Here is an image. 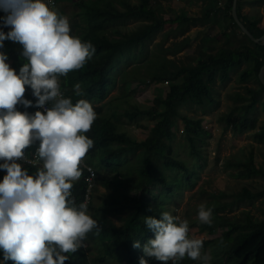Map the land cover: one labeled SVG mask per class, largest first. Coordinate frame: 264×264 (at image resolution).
Instances as JSON below:
<instances>
[{
    "label": "trees",
    "instance_id": "16d2710c",
    "mask_svg": "<svg viewBox=\"0 0 264 264\" xmlns=\"http://www.w3.org/2000/svg\"><path fill=\"white\" fill-rule=\"evenodd\" d=\"M208 1L200 15L183 14L172 17L165 16L164 6L155 5L153 0L127 3L124 10L111 2L102 5V0L90 3L87 10L88 22L92 24L95 32L90 35L85 34L80 39L82 42L90 41L96 48V53L81 69L70 72L67 77L59 78L61 90L65 92L66 98L72 100L73 105L81 99L90 102L97 114L91 130L84 133L93 140V148L85 157L97 160L94 167L97 179L101 183L107 180L102 169H117L119 165L125 163L129 153L139 155L142 163L135 182L128 183L130 178L127 184H124L123 180L119 181L121 192L105 198L102 207H92L90 203L89 210L93 209V211L89 214L101 228L98 235L95 234V230L87 234L86 242L90 243L94 252L89 255L84 250L85 247L78 249L70 255V259L66 260L65 264H105L110 260H115L119 264H139L140 257L143 255V245L149 239L155 238V233L147 228L143 217L151 216L159 219L165 211V203L170 198L176 194L181 195L186 188L195 187L198 174L207 163V156L203 153L202 146L207 145L211 134L203 125L202 117L195 118L183 114L180 110L181 106L187 104H195L203 108L216 106L219 103L216 96V83L218 81L222 84L230 82L232 73L239 72L248 62L253 63V68L241 73L238 79L240 82H246L254 76L258 87H246L249 101L242 106L244 110L232 111L223 119L234 133L255 130L253 133L255 141L264 143V126H258L259 120L253 115L258 103H261L264 108V85L255 74V71L264 64V44L252 41L236 24L231 14L234 0ZM44 2L48 5L47 0ZM237 12L254 36L264 35V28L242 12L240 0L237 2ZM4 17L5 15L0 16V31L7 34L11 28L4 26ZM119 19L148 21L150 25L125 31L121 35L112 37L99 32L102 26L119 21ZM221 21L225 22L226 39L220 46L212 45L216 37L205 35L197 46L196 62L173 64V69L163 67L153 75L154 80L165 79L169 83V89L165 95L154 98L153 107L143 108L133 105L123 111L131 121L142 115L158 119L153 137L138 140L127 132L119 130L118 123L112 117L103 115L102 102L108 98L117 85L116 72H107L108 68L115 70L122 62L130 64L140 59L139 55L146 54L148 44L164 30L169 22L175 26L174 35L177 32L184 35L193 26H204ZM14 46L17 49L14 50ZM4 47L3 50L12 55L16 69L20 70L25 63H28L21 54L22 45L5 40ZM77 83L81 85L83 95L75 94L74 86ZM32 109L33 106L25 108L23 105H17V111L22 113L30 114ZM179 119L184 124L183 132L190 153L198 160H203L192 167L174 156L175 131L173 128ZM37 145H39L38 141L26 151L33 150ZM111 159L115 162L110 161ZM2 163L4 161L0 160V164ZM159 163L166 169L181 171L183 177L178 181L168 180ZM224 165L228 169H239L241 175L264 178V166L256 161L253 151H250L245 160L227 158ZM22 167L33 177L38 170L43 169L40 166L24 164ZM81 169L82 175L78 181L73 182L72 188V196L77 206L82 203L86 189V169L83 165ZM6 174V170L0 169V182ZM126 185L128 189H125ZM234 197L236 202L255 201L264 197V187L255 191L244 187L235 193ZM216 210L219 214L220 207H216ZM113 216H118L122 220L121 224H117ZM219 218L224 220L217 226L223 229L221 236L227 243L223 249L228 260L227 264H264V220L251 216L248 210H243L236 219L222 216ZM227 227L229 229H226ZM211 232L213 233L214 230L212 229ZM137 240L141 248L132 247L133 242ZM146 259H148V264H160L154 258L146 257ZM188 262L189 259L185 257L180 264ZM0 264H15V262L4 261V253L0 250Z\"/></svg>",
    "mask_w": 264,
    "mask_h": 264
},
{
    "label": "clouds",
    "instance_id": "9594fccd",
    "mask_svg": "<svg viewBox=\"0 0 264 264\" xmlns=\"http://www.w3.org/2000/svg\"><path fill=\"white\" fill-rule=\"evenodd\" d=\"M7 15L0 31V48L5 40L22 45L28 63L17 75L0 52V169L7 174L0 182V250L4 261L15 264H65L70 255L86 247L87 234L101 228L89 214L87 203L76 205L71 189L82 175L81 165L93 140L89 132L97 114L90 102L79 100L73 105L61 92L60 77L81 69L96 53L89 42L70 35L66 16L50 10L44 0H0ZM36 97L25 98L26 87ZM77 96L81 85L74 86ZM51 103V107H45ZM43 109L34 115L17 111V105ZM39 142L37 155L43 169L35 177L22 167L30 163L25 150ZM152 210L151 208L149 209ZM201 224L211 225L213 209L201 204ZM144 223L155 233L142 248L139 264L147 258L180 264L185 257L209 264L203 241L189 237V222L169 212L160 218L146 217ZM133 248H141L134 241ZM68 254V255H66Z\"/></svg>",
    "mask_w": 264,
    "mask_h": 264
},
{
    "label": "rangeland",
    "instance_id": "374dc122",
    "mask_svg": "<svg viewBox=\"0 0 264 264\" xmlns=\"http://www.w3.org/2000/svg\"><path fill=\"white\" fill-rule=\"evenodd\" d=\"M64 1V0H61ZM108 1V0H107ZM261 9L264 1L259 0ZM115 4H114V3ZM112 4L121 10L125 9L127 3H138L139 0H113ZM155 5L164 6V13L167 17L179 16L183 14H201L204 7V0H153ZM66 3H60V7H65ZM59 14V13H58ZM6 16V14H5ZM148 21L135 22V20L119 19L108 23L105 28L106 35L112 37L121 35L125 31H131L138 27H148ZM172 42V23L165 25L156 38L148 44L146 54H140L138 60L130 64L120 63L115 70L108 68L107 72H116L117 85L111 91L103 104V115L110 116L119 125V130L127 132L138 140H145L153 137L158 119L142 115L136 120H129L123 113L124 110L138 105L143 108L153 107V100L156 96H164L169 89V83L165 79L154 80L153 75L163 67L173 69V64L181 65L196 62L197 49L189 46L186 53L179 54L173 51ZM177 46V45H176ZM181 46V45H180ZM139 54V53H138ZM12 56V55H11ZM117 70V71H116ZM180 80V79H179ZM238 72L232 73V79L226 84L219 81L216 83V96L219 103L216 106L201 107L195 104L181 106L183 114L203 118V125L210 132L207 145L202 146L203 153L207 156V163L200 170L194 188H186L181 195H174L165 203V211L174 216H179L181 220L189 222V237L200 238L203 241V252L210 257L209 264H227L223 249L226 240L221 236L223 229L217 225L224 222L219 216L236 219L243 210H248L250 215L264 220V197L255 201L242 200L236 202L234 194L241 191L244 187L255 191L264 187V178L260 176H245L239 173V169L226 168L224 162L227 158L234 160H245L250 151H253L255 159L264 166V143L255 141L254 130L244 133H234L227 127L223 117L232 111L241 112L242 106L248 101L246 86L240 84ZM248 87V86H247ZM242 96L240 98V96ZM258 113V112H257ZM256 111L253 115L258 116ZM183 122L177 120L174 126L175 137L173 140L174 156L184 160L188 166L201 163L189 150L183 132ZM142 157V156H141ZM139 155L129 153L125 163L117 169H102L106 181L101 183L96 180V187L93 190L91 204L102 207L109 195L119 194L121 184L135 182L138 177V170L141 166ZM84 161L93 166L97 160L92 157H85ZM110 161L115 162L114 159ZM160 167L168 180L178 181L183 177V173L178 170L166 169L162 164ZM130 170V171H129ZM135 179V180H133ZM127 187V185H126ZM160 188V186H159ZM125 189H128L125 188ZM201 204L213 209V222L206 225L198 220V209ZM216 207H220L217 214ZM89 210V213L92 212ZM126 215V214H122ZM117 224L122 220L118 216H113ZM143 218H146L145 216ZM212 229L214 232L212 233ZM226 229H229L228 227ZM86 244V253L89 255L94 252L90 243ZM188 258V257H187ZM187 264H200L199 261L191 260ZM165 264V262H159ZM172 264L168 261L167 264ZM105 264H119L115 260L107 261Z\"/></svg>",
    "mask_w": 264,
    "mask_h": 264
},
{
    "label": "crops",
    "instance_id": "0c3cea01",
    "mask_svg": "<svg viewBox=\"0 0 264 264\" xmlns=\"http://www.w3.org/2000/svg\"><path fill=\"white\" fill-rule=\"evenodd\" d=\"M92 1H95V0H64V1L56 0V7L53 11H56L57 13H59L60 16L68 17L70 27H71L70 35L80 38V37H83L85 34L90 35L95 32L92 24L88 22V12H87V10L89 9V5ZM106 2L112 3L113 0H108V1L102 0V5H104ZM208 2H209L208 0L204 2V7L206 6V3ZM240 2H241L242 12L245 15H247L251 20L256 21L261 27L264 28V6L262 7L263 9L260 8L258 4L260 3V1L259 0H240ZM60 3H66L65 7H60ZM0 14L5 15L6 13L2 9H0ZM135 22H140V20H135ZM106 27H107V24L105 26H102L99 29V32L102 34H106L105 32ZM174 28L175 26L172 23V42L175 43L173 51L179 54L186 53L188 50V47L191 45L193 46L194 49H197L198 44L201 42L202 38L205 35H210L212 37L217 38L212 44L215 46H220L226 39L224 35V31H225L224 21H221L219 23H209V24H205L204 26L202 25L193 26L184 35L178 34V32L176 35H174ZM5 46H8V45H5ZM15 49H17L16 46H14V50ZM11 58L13 61L14 59L12 56ZM252 68H253L252 62L246 63L242 67V69L238 72V77L241 73L248 72ZM16 74L17 75L19 74L18 69H16ZM255 74H256V77H258V69L255 71ZM241 83H240L241 85L246 86V87L247 86L255 87V88L258 87V83L255 80L254 76L250 78L249 80H247L246 82H241ZM255 111L256 113L258 112L257 113L258 116H256L259 120L258 126H264V108L261 103L257 104V108Z\"/></svg>",
    "mask_w": 264,
    "mask_h": 264
},
{
    "label": "built area",
    "instance_id": "2783aa9c",
    "mask_svg": "<svg viewBox=\"0 0 264 264\" xmlns=\"http://www.w3.org/2000/svg\"><path fill=\"white\" fill-rule=\"evenodd\" d=\"M48 6H49L50 10H54L55 7H56V0H49L48 1ZM0 16L3 17V14H0ZM0 52H3V53H5L8 56V59L5 62L8 63L10 68L15 70V72H16V68H15V66L13 64L12 58L10 56V53L4 51L3 48H0ZM25 87H26L25 98H27L29 100H32L33 101V105H35V101H36L37 98L32 95V89L29 86H25ZM61 92L63 94V97L66 98L65 92L62 91V90H61ZM51 106L52 105L50 103L49 105H46L45 107H51ZM36 111H43V109H40V108H37V107L33 106V109L30 112V115H34ZM38 146L39 145H37L33 150H31L29 152H27L25 150V155L27 156V158L30 161V163H25L24 161H21L22 164L28 165V166H34V167H39L40 166V167L43 168V161L40 160L38 155H37ZM82 165L86 169V176H85L86 189H85L84 198L82 200V203L86 202L87 205H88V209H89V205H90L91 200H92L93 190L95 189V187L97 185V183H96L97 174H96L95 167L93 165L86 163L84 160H83ZM71 192H72V189H71ZM72 194H73V192H72Z\"/></svg>",
    "mask_w": 264,
    "mask_h": 264
},
{
    "label": "water",
    "instance_id": "95a60500",
    "mask_svg": "<svg viewBox=\"0 0 264 264\" xmlns=\"http://www.w3.org/2000/svg\"><path fill=\"white\" fill-rule=\"evenodd\" d=\"M237 2H238V0H234L233 7L231 10V14H232L236 24L239 26L241 31L244 34H246L252 41L260 42V43L264 44V35H262L261 37L254 36V34L245 26L243 19L239 17L238 12H237ZM258 77H259L260 81L262 82V84L264 85V64H262L258 68Z\"/></svg>",
    "mask_w": 264,
    "mask_h": 264
}]
</instances>
